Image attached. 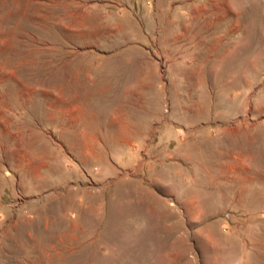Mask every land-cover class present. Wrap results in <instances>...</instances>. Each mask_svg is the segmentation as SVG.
Instances as JSON below:
<instances>
[{
    "label": "rangeland",
    "instance_id": "374dc122",
    "mask_svg": "<svg viewBox=\"0 0 264 264\" xmlns=\"http://www.w3.org/2000/svg\"><path fill=\"white\" fill-rule=\"evenodd\" d=\"M0 264H264V0H0Z\"/></svg>",
    "mask_w": 264,
    "mask_h": 264
}]
</instances>
